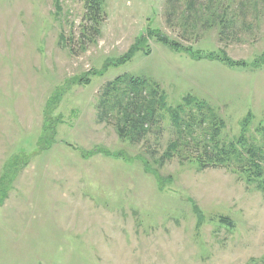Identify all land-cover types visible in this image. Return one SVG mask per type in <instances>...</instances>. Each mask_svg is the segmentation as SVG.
<instances>
[{
	"label": "rangeland",
	"instance_id": "obj_1",
	"mask_svg": "<svg viewBox=\"0 0 264 264\" xmlns=\"http://www.w3.org/2000/svg\"><path fill=\"white\" fill-rule=\"evenodd\" d=\"M98 1L95 33L84 0H0V264H264V184L245 161L160 163L176 139L168 110L132 143L95 107L104 82L144 78L167 106L210 108L221 143L257 145L264 0H221L224 35L215 8Z\"/></svg>",
	"mask_w": 264,
	"mask_h": 264
},
{
	"label": "trees",
	"instance_id": "obj_2",
	"mask_svg": "<svg viewBox=\"0 0 264 264\" xmlns=\"http://www.w3.org/2000/svg\"><path fill=\"white\" fill-rule=\"evenodd\" d=\"M84 1L83 20L90 22L91 29L97 33L94 25H97L98 20L102 19L100 3L98 0ZM181 1L186 4L187 10L193 12L195 18L198 17L202 8L207 12L211 8H215L210 11L209 18L210 21L219 22L222 20L223 25L219 35H224L225 30L233 23L232 20H226L222 16L225 10L221 9L218 12L222 6L220 5L221 0H209L206 8L202 5L199 10L195 8L197 0H169L170 4L167 7L168 10H172L173 15L175 13L172 9L174 4ZM188 18L186 17V19ZM87 31L88 28L82 24L80 37H85ZM160 39L166 42L170 41L165 36H161ZM172 44L176 43L172 42ZM184 100V104L172 108L165 103V96L157 83L144 78L121 75L101 85L95 105L96 121L114 119L112 121H114L117 133L122 139H128L132 143L140 142L150 131V126L159 122L160 110L166 109L170 112L176 139L169 142L167 150L159 158L160 163L174 155L185 160L196 161L200 169L215 166L229 167L234 162L239 166L245 161L249 167L243 165L239 167H242V174H247L246 181H256L257 186L262 187L264 184V124L257 128L261 135V141L257 145L250 143L247 147H243L239 144L240 140L229 144L221 143L219 137L224 123L210 112V108H205L202 102L196 98L185 97ZM192 104L193 109H190L189 106ZM197 129L201 130L199 138L193 136ZM191 145L195 148V154L182 156L181 151L186 153L187 148Z\"/></svg>",
	"mask_w": 264,
	"mask_h": 264
}]
</instances>
